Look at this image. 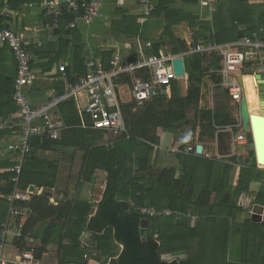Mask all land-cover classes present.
I'll list each match as a JSON object with an SVG mask.
<instances>
[{
	"label": "crops",
	"instance_id": "1",
	"mask_svg": "<svg viewBox=\"0 0 264 264\" xmlns=\"http://www.w3.org/2000/svg\"><path fill=\"white\" fill-rule=\"evenodd\" d=\"M4 1L5 0H0V9ZM14 1L19 2L20 0H9L10 10L12 12L8 16L0 15L2 18L1 26H5L16 31H22L29 38L30 45L28 48L34 55V58L31 62V69L36 78L30 85L25 87V92L30 104L34 107L45 103L54 97L62 95L67 83L75 84L79 78L83 77V75L79 76L78 74L80 71L86 69L82 70L80 67H85L87 58L93 55L102 56L101 54L103 53H111V57L114 54H121L124 57L134 59L138 56L139 44L143 46L145 42H150L151 46L149 48H144V52L146 54H154L157 56L164 55L166 57L182 56L184 61V58L188 57L190 54L199 53L204 57L202 61L203 66L207 67L212 59H220L219 55L214 50L208 52L204 51L189 53L190 49H192L196 43H199L204 47H212L213 45L236 42L240 40L242 36L247 35V33H256L258 38L263 40L259 35V31H249V27L255 25L257 26L258 16L264 10L263 0H219L214 5H202L199 4L197 0H117L116 2L105 0L103 6L101 7L103 17L94 20L91 23L81 24L79 27L75 28L79 34L80 41L72 39L73 42H70V44L66 47L59 45L58 40L60 36L55 33V30L46 27V23L49 19L41 10V3L43 0L23 2L22 4L17 5V8L13 9L11 4ZM150 5L153 7L152 10H149ZM216 26L225 28L227 30L236 31L237 37H233V34L228 32L226 35H224L223 41L217 43L215 40ZM261 30L262 29L260 28V31ZM61 37L65 40H71V37L67 34H63ZM76 45H78L77 47L80 46L79 50L81 53L80 58L74 61V58L76 57L74 54V47ZM34 50H39L43 53H48L53 58H58L52 63H48V59L34 53ZM110 59L111 58H109V60ZM219 62L220 61H218V65ZM62 63L66 64L65 75H63V73L59 70V65ZM255 68L256 66L251 69L249 68L244 73L252 74ZM209 69L214 68L211 66ZM208 70L204 72L205 74L200 83L199 102H201L203 105L199 107L198 102V109H211V103H213V107H215L219 102L226 103L228 112H230L232 118L235 119L237 123L241 124V129H243L239 114L240 102H231L228 99V96L220 88L212 87V84L214 83V74H209ZM15 75L16 62L12 52L6 46L1 47L0 123H3L5 126L4 128H0V193L3 194L9 192L11 189V187L10 189L7 188L8 180L5 179V174L8 173V171H11V173L14 172V166L12 167V165L13 162H15L17 156L16 152L9 148V145L11 143L14 145L19 143L22 129L21 114L15 104L10 105V96L9 92H7V89L9 88L7 80L11 81ZM217 78L219 79V77ZM74 79L75 82L73 83ZM250 81L252 84L249 83ZM174 82L178 85L179 90L184 93L186 87L188 86V75L185 73L183 77L175 80ZM243 84L246 95L243 97L245 100L247 97L246 103H248L247 106L249 108L248 111H250L249 113L261 116L263 118L261 123L264 124V101L261 99L262 96L258 94L256 87H254V80L252 76L249 75V77H244ZM258 86L263 87V85ZM204 87L209 88V99L207 104H204L202 101ZM170 88L171 86L166 89L163 96H170ZM154 99L150 101H153ZM84 104V96H72L68 97L59 105H57L54 113L60 116L67 126V128L62 132L68 135L72 134L74 128H79L84 131L105 132L107 138L115 139V137L109 135L107 131L83 128L81 126L82 124L89 125V119L80 111ZM143 104L136 106L134 103L133 110H137ZM235 106H237V108H235ZM213 109L211 110L213 111ZM187 118L189 119L188 114ZM195 119L196 118L194 117L193 121L189 120V123L180 126L176 132H167L163 131L161 128H157L155 129V134L158 140L157 144L154 145L150 142H147L146 145L138 146L136 150L137 155L139 154L143 158L147 157V164H143V175L145 177L159 174L162 169L165 168H173V177L179 178L182 168L177 162L175 154L180 152V145L182 142H184L185 146L183 148V152L186 154L191 153L192 155L200 156L207 160L216 161L219 164L222 163L230 165L232 168L229 174V184L232 186H234L236 183V179L241 167L250 166L253 162H255V165L258 169L264 170V167H261L258 164L256 157L257 153L255 152L256 147L258 150L259 147L264 145V142H260L258 137V134H260V137L264 139V126L257 125L254 121H249L248 131H245L247 141L244 144L237 145L232 142V136L229 133L221 132L217 128L214 132V138L211 139L207 138L206 136L200 138L201 128L198 120ZM252 124L258 133L255 139ZM183 126H186L187 128L184 131H180ZM89 138L90 134L85 133L83 135V139ZM112 141L114 140H110L107 143L108 148L112 149ZM41 142L42 139L40 140L39 138L37 145H39ZM250 142L254 144L253 149L248 144ZM37 145L32 144V146ZM148 145L155 147V150L150 151L148 149ZM188 145H192L195 148L197 145H201V153L198 154L193 151H186ZM54 146H59V148ZM34 153H36L40 158L46 159L49 163L56 164V177L53 187H37L34 184H29L33 185V189L35 187V189L40 190V194L34 193L29 199L17 202L18 206L27 208L26 212L22 210V215L20 217H28L33 214V209L30 206L31 197L33 195H43L47 198L48 203L53 205H57L59 202H63L65 200H69L72 203L75 201L86 202L91 205L90 216L93 215L97 204L102 199L105 185L108 180V171L102 167H94L92 169L89 168V171L86 172V174H83V172H85V151L79 146H62L58 143L52 142L50 149H34ZM66 160L69 161L67 168L68 170L65 172L67 183L64 192L59 195L55 193L60 176L59 166L60 164H65ZM77 169L78 174L73 177L72 175L74 174V170ZM203 169L204 167L201 166L200 170ZM215 169L218 170V172L222 170L220 167H216ZM136 173L137 172L134 170L133 174ZM199 174H201V172H199ZM12 177L13 175H10L9 181H11ZM146 181L147 179H142L140 183H144ZM72 183L75 184V186H72ZM261 191H264L263 183L259 181H249L245 183L244 189L237 199V205L240 206L242 210L235 213L233 221L234 223L230 222L232 229H235L236 233H238L237 236H239L240 233V228L238 230L237 227L242 223V221L250 220L253 222L251 219L243 218L242 213L245 210L250 211L255 204H258L255 202V197L257 193ZM214 195V193L211 194V201L213 200ZM127 200L130 203V210H137V207L139 206L150 207L156 212H162L168 209L171 212L169 215L161 214L155 217L167 218L169 216H173L174 221L185 222L189 224L188 236H191L190 233L193 231L197 232L199 235L202 234L206 237V242L204 244L213 245L211 237L212 232L219 233L220 239H222V234L224 231H227L228 233V210H214L212 214L204 213L202 215L201 213L203 210L197 209L196 207H191L186 212H173L165 204L159 209H154L153 206L148 205V203H144L135 207L129 197ZM8 211V202L3 199L0 200V217L4 216L6 219ZM201 215L202 217H200ZM20 217L19 220L21 221ZM4 218L2 221H0V227L5 220ZM144 219L148 220L146 228L142 229L141 222ZM205 219L207 221L203 222ZM142 220L140 221V230L146 234L150 217L145 218L144 216ZM47 222L48 220L39 221L33 227L30 235L27 237L26 245L29 246L32 244L33 247L30 246V248L34 249V252L38 250L39 246H41V238L43 236V231ZM39 224H42V233L40 236H37L34 233V229ZM87 236L91 240L90 234L87 231H84L81 235L80 241L82 245L90 247V243L83 242V238ZM197 240L198 237L196 239H193L192 236L189 238L191 244H194ZM36 242H39L37 246L35 245ZM225 242H227V240H225ZM196 244L199 245V243ZM51 246H56L57 250V245L54 243L47 244L45 246V251L42 254L39 250V259L41 260L42 264H47L56 252L55 250L54 253L47 255L46 249H50ZM118 246L120 250L122 245L118 244ZM46 257L49 259L46 260ZM186 257L187 253L185 252H173L162 255V258L167 261L174 259L180 261ZM86 258L87 256L85 259ZM91 258H94V261H97L93 263H98L99 260L102 262L104 260V258H100V256L96 255L95 253L91 254ZM110 259L111 258H109L108 261ZM86 264L92 263L88 262Z\"/></svg>",
	"mask_w": 264,
	"mask_h": 264
},
{
	"label": "trees",
	"instance_id": "2",
	"mask_svg": "<svg viewBox=\"0 0 264 264\" xmlns=\"http://www.w3.org/2000/svg\"><path fill=\"white\" fill-rule=\"evenodd\" d=\"M33 1L36 0L14 1L11 5L14 9L23 2ZM70 19L71 16H65L60 21V27L55 30V33L60 36L58 42L61 46H68L70 42H73L72 39L80 41L75 28H65ZM1 20L0 17V26ZM215 28L217 43L222 42L224 35L228 32L232 33L233 37H237L236 31L219 26ZM253 30L259 31L260 37L264 40V10L258 16L257 26L249 27V31ZM63 34L69 35L71 40L63 39L61 37ZM77 46L74 47L76 55L74 61L80 58V46ZM34 53L48 59V63H52L58 58H53L48 53L39 50H34ZM101 55L104 65L107 66L112 54L103 53ZM203 59V55L199 53H192L184 58V69L188 75V86L184 93L173 82L170 85L169 97L159 96L153 101L144 103L137 110H133L134 103L121 104L125 132L120 133L115 139L107 138L105 132L74 128L72 134L67 135L62 132L61 139L58 141L43 137L39 145L32 146L31 152L25 155L21 166L19 185L23 188L29 184H34L37 187L54 186L56 164L49 163L34 153V149H50L52 142L62 146H79L84 149L85 172L83 174H86L89 168L102 167L108 171V180L102 199L91 216L89 203L82 201L72 203L65 200L53 205L48 203L45 196L33 195L30 201L33 214L28 217H20L21 221L19 220L23 229L22 236L16 243L21 248H30L26 245V240L33 227L39 221L48 220L38 250L42 254L45 251V246L50 243L56 244L57 250L47 264H86L85 257L88 255L90 247L82 245L80 241L84 231L90 234L95 249L94 253L104 258L101 264H195L193 253L206 242L205 236L194 231L191 232L190 235L193 239L198 237L194 246L189 241L191 238L188 236L189 224L176 222L172 216L167 218L150 217L147 232L143 235L140 230V221L144 216L138 210H130L127 198L131 199L135 207L148 203L154 209H159L165 204L173 212H186L191 207L203 210L202 215L204 213L212 214L214 210H228L227 223H234L235 213L242 210L237 205V199L243 191L245 183L259 181L264 184V170L258 169L253 162L250 166L240 168L236 183L232 186L229 184V174L232 168L230 165L219 164L191 153V155L186 154L183 152L184 142L180 145V152L175 154L176 160L182 168L179 178L173 177V168L162 169L159 174L148 177L143 175V164H147V157L143 158L139 154L137 155L138 146L146 145L147 142L157 144L158 140L155 134L157 128L167 132H176L180 126L189 123L187 111L190 107L196 108L195 118L201 128L200 138L206 136L212 139L217 127L237 123L228 112L226 103L217 104L213 111L208 108L198 109L200 83L204 72L211 66L214 69L219 66L218 58L212 59L207 67L203 66ZM80 69L86 68L83 66ZM85 74L86 70H83L78 75L84 76ZM214 76L213 80L218 81L219 79ZM14 78L11 81L7 80L10 105H14L11 99ZM249 83L252 84L251 81ZM255 123L264 126L262 123ZM85 133L90 134L89 139H83ZM110 140H114L112 149L108 148L107 144ZM148 149L155 150V147L148 145ZM256 157H258V164L264 167V145L259 147ZM14 165L15 162L12 167ZM201 166L204 167L203 170H200ZM216 167H220L222 170L218 172ZM134 170L137 172L136 174H133ZM10 175L14 176V172L8 171L5 174V179L8 180V189L12 185V182L9 181ZM142 179H147V181L140 183ZM212 193L215 195L211 201ZM255 202L264 206V191L257 193ZM3 218L4 216L0 217V221ZM205 221L207 220L205 219ZM239 228L240 246L236 250L239 252L240 260L238 263L230 264H264V221L253 223L250 220H244L238 225L237 229L239 230ZM211 237L214 247H218L222 242L220 234L212 232ZM225 240H227L226 237ZM118 244L122 245L120 250ZM173 252H185L187 257L180 261L177 259L167 261L162 258L163 254ZM109 258L111 259L108 261Z\"/></svg>",
	"mask_w": 264,
	"mask_h": 264
},
{
	"label": "built area",
	"instance_id": "3",
	"mask_svg": "<svg viewBox=\"0 0 264 264\" xmlns=\"http://www.w3.org/2000/svg\"><path fill=\"white\" fill-rule=\"evenodd\" d=\"M105 0H43L41 10L48 17L46 27L56 30L60 27V21L65 16H71L66 23V29H74L84 23H91L103 17L101 7ZM116 2L117 0H111ZM199 4L214 5L219 0H197ZM149 6V10H152ZM10 10L9 0H5L0 9L1 16H8ZM29 38L22 31L0 26V48L8 47L16 62V75L13 80L11 99L21 114V133L17 145L11 143L9 148L17 154L13 167L14 176L11 178V189L9 192L0 193V200H6L9 211L6 219L0 227V264H42L41 260L34 254V249L21 248L16 241L22 236L23 225L19 221L22 210L26 207L17 205L18 201L27 200L34 193L40 194V190H30L27 185L21 188L19 176L21 166L26 154L32 150L30 137L39 135L40 140L44 138L57 141L61 138V132L67 128L63 119L54 113L57 105L68 97L84 96L85 104L80 111L89 119V125L82 124L83 128L104 130L109 135L116 137L125 132L121 104L135 103L140 106L163 95L166 89L177 79L172 69L171 61L176 56L166 57L164 55L146 54L144 48L151 46L150 42L139 44L138 56L134 59L114 54L104 65L102 56H90L85 62L86 74L79 78L75 84L67 83L64 93L54 97L38 106H32L27 98L25 87L30 85L36 78L31 69L34 58L29 50ZM214 50L219 55V67L209 69L208 73L219 77L214 81L212 87L220 88L231 102H240L245 96L243 78L252 76L254 87L264 101V41L259 39L256 33L244 35L240 40L232 43L204 47L196 43L189 53ZM256 68L252 74L244 73L247 69ZM59 70L65 75L66 64L59 65ZM213 75V76H214ZM121 85H128L127 94L129 99L121 98ZM258 85H263L260 87ZM213 109V103L210 104ZM0 123V128H4ZM221 132L229 133L232 142L241 145L246 139V132L241 129V124H231L217 127ZM186 151L196 153V148L188 145ZM201 153V152H200ZM137 210L145 218L158 215H169L166 209L156 212L147 206H139ZM147 220L141 222V228L145 229ZM11 240L10 247L13 254H5L7 240Z\"/></svg>",
	"mask_w": 264,
	"mask_h": 264
},
{
	"label": "rangeland",
	"instance_id": "4",
	"mask_svg": "<svg viewBox=\"0 0 264 264\" xmlns=\"http://www.w3.org/2000/svg\"><path fill=\"white\" fill-rule=\"evenodd\" d=\"M206 83H207V81H206ZM120 90H121V98L123 100L129 99V96L127 94L128 85H121ZM215 97H216V95H215ZM208 99H209V88L204 87L203 88V98H202L203 103L207 104ZM218 104H220V102ZM201 105H203V104H201V102H199V107ZM235 108H237V106H235ZM195 113H196V108L190 107L188 109L187 114H188L190 121H193V119L195 117ZM236 114H237V111H236ZM186 128H187L186 126H183L180 129V131H184ZM260 136L261 135L258 134L259 141L264 142V139ZM161 153H163V152H161ZM68 163H69V161L66 160L65 164H60V166H59L60 176H59V181L57 183L58 185H57L56 190H55V193H57L59 195L64 192V189H65V186L67 183L65 172H67V170H68L67 169ZM77 171H78V169L74 170V174L72 175L73 177L78 174ZM76 179H77V177H76ZM72 186H75V184L72 183ZM203 222H204V220H203ZM227 228H228V233H227V231L223 232L222 242H220L221 244L218 247H214L211 244H203L193 253L192 257L194 259L195 264H230V263H238L239 262V260H240L239 259L240 258L239 252H238V250H236V248L238 246H240V241H239V238L237 236L238 233H236L235 229H232V225H230V223H227ZM41 229H42V224L37 225V227L34 229L35 235L40 236L42 233ZM225 237L227 238V242H225V240H224ZM88 239H89L88 236L83 238V242L90 243V245H91L90 251H89L87 258H86V263L90 262L92 264H99V263L101 264L100 260L98 263H93V262H97V261H94L95 260L94 258H91V254L95 252V249H94V246H93V243L91 242V240L89 239V241H88ZM38 244H39V242L35 243L36 246ZM10 245H11V240L8 239L6 246H5V254L6 255L14 253V250H13V248L10 247ZM29 246H32V244H30ZM55 250H56V246H51L50 249L47 248L46 249L47 255L54 253ZM45 259L48 260L49 258L47 259V257H46ZM205 262H207V263H205Z\"/></svg>",
	"mask_w": 264,
	"mask_h": 264
},
{
	"label": "water",
	"instance_id": "5",
	"mask_svg": "<svg viewBox=\"0 0 264 264\" xmlns=\"http://www.w3.org/2000/svg\"><path fill=\"white\" fill-rule=\"evenodd\" d=\"M239 35H240V33H239ZM171 64H172V69H173V72L175 75L183 76L185 74L184 61H183L182 56H177V57L173 58L171 61ZM239 114H240V119H241L242 125H243V131H248L249 121H251V122L255 121L258 124H261L262 119H263L261 116H257V115H253V114L249 113L248 106H247V103H246V100L244 97L241 99L240 104H239ZM252 129H253L254 139H255L258 133L254 129L253 124H252ZM39 138H40L39 135L31 136L30 137V143L37 145L39 142ZM248 144L252 149L254 148V144L252 142H250ZM54 147L59 148V146H54ZM201 149H202V146L197 145L196 146V153L199 154L201 152ZM255 152L257 153V147H256ZM29 189L33 190V185H30ZM242 217L245 219H251L253 222L264 221V207L259 205V204H255L250 211H248V210L243 211ZM34 254L37 258H40V251L39 250L35 251Z\"/></svg>",
	"mask_w": 264,
	"mask_h": 264
},
{
	"label": "bare ground",
	"instance_id": "6",
	"mask_svg": "<svg viewBox=\"0 0 264 264\" xmlns=\"http://www.w3.org/2000/svg\"><path fill=\"white\" fill-rule=\"evenodd\" d=\"M246 96V95H245ZM246 100H247V97H246ZM247 105H248V103H247ZM248 110H249V108H248ZM250 112V111H249Z\"/></svg>",
	"mask_w": 264,
	"mask_h": 264
}]
</instances>
